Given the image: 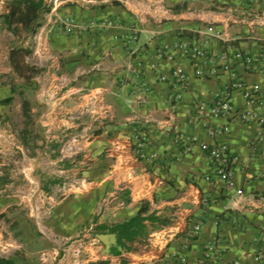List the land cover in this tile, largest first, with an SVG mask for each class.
<instances>
[{"label": "crops", "instance_id": "crops-1", "mask_svg": "<svg viewBox=\"0 0 264 264\" xmlns=\"http://www.w3.org/2000/svg\"><path fill=\"white\" fill-rule=\"evenodd\" d=\"M8 1L0 0V14L7 11ZM109 1L57 0L33 34L32 54L35 59L44 55L49 62L45 93L50 97L35 123L68 135V149L81 151L76 184L53 204L50 217L59 226L54 231L59 240L82 230L81 235L41 250L40 263L108 259L109 264H175L176 256L183 254L186 264H264V141L255 138L261 126L238 116H214L209 123L228 120L230 131L210 137L205 124L192 116L194 101L211 104L230 80L229 72L218 66L220 54L238 50L256 59L255 68L239 60L232 67L244 83L259 85L258 113L264 125V0ZM63 15L76 21L70 33L58 22ZM104 19L113 24L101 27ZM0 29L19 38L1 18ZM181 37L198 38L217 65L215 75L196 77L188 60L182 59L184 88L157 77L172 69L168 60L157 56L158 47L172 46ZM22 39L0 42L7 61L1 71L18 76L9 54L22 46ZM136 60L142 63V77L133 72ZM5 85L0 84L1 112L13 95ZM175 89L181 90L177 102L171 97ZM231 99L237 110L245 108L239 89L231 92ZM191 134L209 146L226 141L236 158L230 182L223 181L208 150H201L197 142L183 149L182 140ZM0 135L4 140V133ZM143 136L145 157L140 158L134 149ZM9 200L0 198V213ZM143 201L164 223L134 241L131 250L113 254L114 233L99 231L96 225L127 219ZM198 221L202 226L192 235L190 228ZM3 229L0 222L1 246L6 241ZM13 241L12 251L2 250L15 257L24 242L15 237ZM79 246L76 255L74 248ZM207 246L213 247L209 253ZM259 252L261 258L255 259Z\"/></svg>", "mask_w": 264, "mask_h": 264}, {"label": "rangeland", "instance_id": "rangeland-1", "mask_svg": "<svg viewBox=\"0 0 264 264\" xmlns=\"http://www.w3.org/2000/svg\"><path fill=\"white\" fill-rule=\"evenodd\" d=\"M47 3L50 6L54 4L53 0ZM46 14H42L41 23L47 19ZM60 27L62 28V25ZM18 36L19 38L13 37L0 29V42L5 45L23 38L21 47L30 49V52L25 54V63L33 67L27 70L24 76L12 75L7 70L1 71L6 69L7 61L1 56L5 53V45L0 47V84H6L7 89L11 85L15 87L11 89L13 95L9 106L7 105L3 112L0 111V133L3 132L5 136L2 140L0 135V198L11 199L0 213L6 240L3 246L0 245V255L11 256L12 252L2 248L8 247L12 251L15 237L24 242L22 248H16L21 251L14 257L16 262L41 264V250L56 245L62 246L65 243L63 241L68 242L81 235L82 230L67 240H59L54 232L58 231L59 226L50 218L53 204L59 198L67 196L76 184L81 151L71 152V149H68L65 141L68 135H57L52 130H47L44 124L35 123L37 116L46 110L45 101L50 99L45 93V72L49 62L44 55L35 59L36 54H32L33 35L21 32ZM25 75H28L27 78ZM22 97L30 102L31 117L28 122H25L22 115ZM52 134L55 136L52 137Z\"/></svg>", "mask_w": 264, "mask_h": 264}, {"label": "built area", "instance_id": "built-area-1", "mask_svg": "<svg viewBox=\"0 0 264 264\" xmlns=\"http://www.w3.org/2000/svg\"><path fill=\"white\" fill-rule=\"evenodd\" d=\"M51 2L52 0H46ZM57 0H53L54 4ZM53 4V6H54ZM60 25L65 32H72L75 28L76 21L72 16L63 15L59 19ZM113 24L112 19H104L99 25L101 27L110 26ZM156 54L159 58H164L172 64V69L169 75L158 73L159 80H169L173 87L180 86L184 88L187 85V73L184 71L181 61L182 59L188 60L192 66L193 74L196 77H210L216 74V67L214 57L195 37H181L174 45L162 44L158 47ZM241 61L248 68L256 67V59L249 54L242 53L241 51H234L232 53L220 54V65L223 71L230 74V80L226 87L220 91L214 101L209 104L202 100L193 102L192 113L195 119L200 120L205 124V130L208 136L217 137L226 135L230 131L229 121L223 123H209V118L214 116H223L229 119L233 116H238L241 120L246 122H257L261 126V131L256 135V141H264V125L263 119L258 113L259 102V85L257 83L246 84L236 75L233 69L235 61ZM149 67L155 70V64L151 63ZM133 72L137 77H142L143 67L140 60H136L133 67ZM234 89H239L245 101V108L237 110L231 99V92ZM174 101L181 99V90L175 89L171 95ZM179 137V135H177ZM177 137V138H178ZM146 141V136L136 143L134 153L137 157H145V150L143 143ZM197 142L201 150H208L212 159V167L222 177L224 182H230L233 173V162L236 158L228 151L227 143L224 139L217 140L212 146H209L204 140H197L195 134H191L182 140L183 149L189 150L192 143ZM202 224L201 221L195 222L190 228V233L196 235ZM264 236V230H263ZM94 241V239L92 238ZM212 246H207L206 250H212ZM81 246L74 248V253H80ZM261 253L254 255L255 259L261 258ZM185 255H177L175 264H186Z\"/></svg>", "mask_w": 264, "mask_h": 264}, {"label": "trees", "instance_id": "trees-1", "mask_svg": "<svg viewBox=\"0 0 264 264\" xmlns=\"http://www.w3.org/2000/svg\"><path fill=\"white\" fill-rule=\"evenodd\" d=\"M111 0L108 3H116ZM50 4L45 0H9L7 3V11L0 14L3 26L13 34L33 35L41 25V16L44 12H48ZM30 49L15 47L10 51L9 59L14 70L18 75L24 76L27 70L33 67L23 61V56L29 53ZM25 75V78H27ZM11 89L15 87L10 86ZM20 94L21 91H19ZM7 101L11 97L6 98ZM21 110L25 122L30 119V102L27 98L21 99ZM164 223L153 210H149L147 203L144 201L140 204L136 212L122 221L101 222L96 225L99 231H108L114 233L116 246L110 248L113 254H117L121 249L131 250L132 244L136 240L144 239L157 224ZM0 264H18L12 256H0ZM89 264H109L108 259H96Z\"/></svg>", "mask_w": 264, "mask_h": 264}]
</instances>
